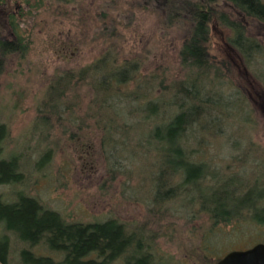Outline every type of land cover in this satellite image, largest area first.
Segmentation results:
<instances>
[{"label": "trees", "instance_id": "trees-1", "mask_svg": "<svg viewBox=\"0 0 264 264\" xmlns=\"http://www.w3.org/2000/svg\"><path fill=\"white\" fill-rule=\"evenodd\" d=\"M39 1L0 0V6H14L12 11L6 8L12 36L5 37L0 30V73L9 56L15 54L23 60L28 55L30 32L21 31L20 23L32 17V8ZM173 1L167 5L166 17H182L191 22L190 33L178 54L184 70L180 78L166 83L162 71L139 76L138 61L120 60L118 51L108 49L92 63L54 76L39 100L33 130L41 134L37 126L40 125L46 134L44 140L54 122H62L64 130L94 128L102 132L107 145L120 146L124 151L128 145L124 135L144 126L147 135L130 134V142L137 148L147 146L156 155L149 202L154 207L148 208V214L159 220L171 217L172 209L164 204L179 199L205 213L210 224L202 230L200 252L203 262L216 264L218 259L214 257L219 255L211 237L214 227L245 220L264 228V174L260 173L264 157L258 156L259 167L251 169L255 178L244 182L234 179L239 173L225 177L210 163L196 162L193 157L196 148L207 142L218 137L225 141L226 132L234 128L232 123L227 124L233 103L245 106L248 126L253 112L243 91L234 88L229 80L225 61L209 51V25L216 18L231 30L230 45L263 88L264 46L247 36L239 22L219 10L217 0ZM226 1L245 16L264 23V0ZM18 2L28 9L24 11L22 4H15ZM83 88L87 90L82 94ZM87 96L89 99L83 105L82 98ZM129 101H141L155 109L137 118L142 111L128 109ZM229 135L236 139L226 138L228 143L242 145L240 137ZM7 136L5 124L0 123V187L19 184L25 178L20 155H2V142ZM253 145L249 141L246 150ZM49 152L45 151L41 157H47ZM11 194L14 200H5L0 191V264H180L157 252L155 243L161 233L146 223L129 229L125 222L113 217L69 221L34 196L23 191ZM258 243H264V239Z\"/></svg>", "mask_w": 264, "mask_h": 264}, {"label": "rangeland", "instance_id": "rangeland-1", "mask_svg": "<svg viewBox=\"0 0 264 264\" xmlns=\"http://www.w3.org/2000/svg\"><path fill=\"white\" fill-rule=\"evenodd\" d=\"M170 1L40 0L32 8V17L20 23L21 31L30 32L29 53L23 60L15 54L9 56L0 73V123L8 131L2 155H20L25 178L19 184L1 186L0 191L9 201L14 200L12 191H23L69 221L113 217L125 222L129 229L146 223L161 233L155 243L157 252L180 264H207L200 252L202 230L210 224L205 213L179 199L164 204L172 209L171 217L159 220L148 214V208L154 207L149 202L156 155L147 146L137 148L130 142V134L147 135L144 126L124 135L128 142L124 151L120 146L107 145L102 132L94 128L64 130L62 122L51 119L54 124H50L46 139L40 125L41 134L33 130L39 100L54 76L90 64L108 49L118 51L120 60L138 61L139 76L162 71L166 83L180 78L184 70L178 54L190 33L191 22L182 17L167 18ZM15 4H22L24 11L28 9L21 2ZM216 5L239 22L247 36L264 46V23L245 16L226 0H217ZM6 8L12 11L14 6H0V30L5 37H11ZM232 35L214 18L209 25L208 47L213 56L225 61L229 80L234 88L243 91L252 107V120L248 126L245 106L233 103L227 124L232 123L234 128L224 135L226 143L218 137L196 148L193 157L196 162L210 163L225 177L239 173L234 179L244 182L255 178L251 169L259 167L258 156L264 157V88L244 68L240 55L230 45ZM86 90L80 89V93ZM88 99L89 96L82 98L83 105ZM127 105L128 109L142 111L137 118L155 109L141 101H129ZM229 134L240 137L242 145L228 143L236 139ZM249 141L254 143L253 152L246 150ZM48 150V156L41 157ZM211 237L219 255L213 257L219 260L229 251L247 249L263 240L264 228L251 221L233 220L214 227Z\"/></svg>", "mask_w": 264, "mask_h": 264}, {"label": "water", "instance_id": "water-1", "mask_svg": "<svg viewBox=\"0 0 264 264\" xmlns=\"http://www.w3.org/2000/svg\"><path fill=\"white\" fill-rule=\"evenodd\" d=\"M217 264H264V243H256L243 250L229 251Z\"/></svg>", "mask_w": 264, "mask_h": 264}]
</instances>
